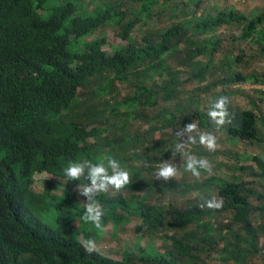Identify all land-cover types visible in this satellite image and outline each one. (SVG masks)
Returning a JSON list of instances; mask_svg holds the SVG:
<instances>
[{"label": "trees", "instance_id": "obj_1", "mask_svg": "<svg viewBox=\"0 0 264 264\" xmlns=\"http://www.w3.org/2000/svg\"><path fill=\"white\" fill-rule=\"evenodd\" d=\"M131 1L140 3L139 13L132 18L120 2L89 12L76 0H0V264H136L85 252L81 241L101 232L81 219L84 210L76 206L71 188L60 184L43 187L40 192L33 189L40 174H61L69 160L95 162L98 156L110 154L130 172L131 182L125 188L109 189L112 195L97 197L105 209L104 227L120 226L137 216L140 228L156 232L166 225L167 217L175 219L176 226L186 227L207 215L226 213L232 223H242L249 231V218L264 216V192L243 183L220 188L217 196L223 203L215 210L190 207L169 212L164 205H150L140 198L139 192L149 190L152 184L145 177L155 162L150 154L135 152L138 146L144 148L147 137L138 133L134 138L122 137L128 125L145 119L146 107H155L159 99L163 109L156 117H163L167 127L186 125L194 119L206 126L210 117L208 111L196 109L195 118H176L181 112L176 111L178 106L171 111L170 106L180 100L179 87L166 83L153 91L139 81L147 66L167 61L187 30L182 24L170 25L156 32L155 39L144 36L138 44L132 31L144 21L142 13L149 12L159 0ZM263 23L264 10L250 17L229 10L202 16L192 29L209 33L222 25L237 24L242 27V38H248ZM104 25H117L118 35L127 42L116 47L111 56L103 49L104 36L87 40ZM186 43L194 45L189 40ZM215 45L206 38L195 50L205 53L209 47L211 53ZM195 70L188 81L203 82L204 66ZM244 79L236 73L198 90ZM125 84L133 87V96L120 97L118 85ZM222 95L225 92L218 96ZM219 129L229 138L259 140L256 117L250 110L236 113L234 120ZM168 154L164 151L158 164ZM258 166L264 173L263 164ZM249 198L260 206L250 205ZM235 240L251 253L257 249L253 240L241 242L238 236ZM168 242L169 250L163 255L152 248L136 262L175 264L193 259L198 252L190 240Z\"/></svg>", "mask_w": 264, "mask_h": 264}, {"label": "rangeland", "instance_id": "obj_2", "mask_svg": "<svg viewBox=\"0 0 264 264\" xmlns=\"http://www.w3.org/2000/svg\"><path fill=\"white\" fill-rule=\"evenodd\" d=\"M85 5L89 12L97 9L103 11L107 5L120 2L129 18L135 17L140 11V3L131 0H76ZM234 10L246 16L258 15L264 10V0H159V4L153 6L149 12L142 13L143 22L138 24L132 31V39L138 44L143 41V37L155 39V33L165 30L170 25L182 24L187 30L186 36L174 48V52L169 56L164 64L155 61L142 70L139 81L144 82L151 90L173 84L179 87V102L168 107L171 111L178 106L180 114L176 118H195V110L206 113L218 95L225 92L231 103L229 104L230 120H234V115L242 110H250L256 117V129L259 140L244 141L229 138L223 129H217L215 123L210 119L208 125L199 123V119L193 121L200 130L212 132L217 138L216 148L209 151L199 143L190 146L188 154L197 158L205 157L211 164V171L201 170L199 179L190 172L184 170L182 166V156L177 154L172 160V150L180 140L176 136V131L185 126L179 123L175 127H167L163 117H156L163 109L161 99L155 107H146L145 119L132 121L128 129L123 131L122 137L134 138L136 134L147 137L144 148L138 146L136 154H150L153 170L147 174L146 180H151L149 190L139 192L140 198L150 205H164L169 212L187 210L190 207L201 208V197L214 195L218 200V191L229 183H243L246 187L257 192H264V179L262 178L258 163L264 166V23L259 26L248 38H242V27L233 25H222L215 31L209 33H197L192 26L202 16L217 15L223 11ZM41 13H44L41 10ZM80 11L76 12L78 15ZM120 28L117 25H104L87 37V40L101 38L104 36L105 44L103 49L106 54H114L116 47L126 45V40L118 35ZM210 38L216 43L215 50L197 53L195 46L204 39ZM194 42L188 46L186 41ZM204 66V81H188L196 72L195 68ZM206 72V73H205ZM240 73L244 81L232 84L217 85L208 91L198 90L202 86H207L215 81L232 77ZM138 84L137 82H134ZM120 97L126 95L133 96V87L125 84L118 85ZM80 92V91H79ZM224 95V96H225ZM151 101L154 102L155 97ZM197 99L199 102H197ZM150 101V102H151ZM228 125L225 123L224 126ZM151 133L149 134V132ZM183 139H186L184 137ZM93 141V139H91ZM183 142V141H181ZM169 153L165 160H172L179 167V175L167 182L156 180L154 177L155 166L158 165L160 155L166 151ZM219 163L220 165L216 167ZM62 173L50 175L40 174L38 180L33 185L36 192H40L43 187L51 188L53 185H64L74 191L76 206L85 209L86 198L81 197L75 191L76 181L67 180ZM226 166V167H225ZM236 166L237 169H229ZM62 190V189H60ZM57 193H59L57 191ZM102 195L111 194L109 190ZM145 196V197H144ZM250 205L260 206L254 198H249ZM177 221L167 217L166 225L160 227L156 232H146L139 227L137 216L130 217L129 222L120 226L109 224L100 234L94 235L91 239L96 241V251L106 257L137 263L136 259L142 253L154 249L156 254L163 255L169 250V242L191 241V246L197 249L193 254V259L175 264H264V216H254L249 218L250 230L242 223L234 224L230 215L219 213L207 215L200 222H196L186 227L175 225ZM244 239L253 240L257 246L254 253L248 249L244 243L239 244ZM244 237V239H243ZM168 261V258L165 257Z\"/></svg>", "mask_w": 264, "mask_h": 264}, {"label": "clouds", "instance_id": "obj_3", "mask_svg": "<svg viewBox=\"0 0 264 264\" xmlns=\"http://www.w3.org/2000/svg\"><path fill=\"white\" fill-rule=\"evenodd\" d=\"M230 103V98L224 95L211 102L207 114L215 123L217 129L225 123L231 122L228 107ZM176 136L180 142L175 144L172 150V160H175L177 154H180L183 158L182 166L184 170L190 172L197 179L201 176V170L211 171V164L207 158H197L188 154V150L190 146L199 143L209 151H214L217 141L214 133L200 130L197 124L192 121L176 131ZM184 137L186 139H183ZM172 160H163L155 166L154 177L156 180L167 182L178 177L180 166L178 167ZM63 174L68 181H81L75 188L79 196L86 198L81 219L85 223L92 224L98 232H103L106 227L103 224L105 209L97 202V197L101 193H107L109 189L120 191L125 188L131 182L130 172L114 156L103 154L98 156L95 162L89 159L69 160L63 168ZM201 201L200 206L202 208L207 207L213 210L221 208L223 203L222 199L218 200L211 194L208 197L202 196ZM81 245L86 253L97 252L94 239H84L81 241Z\"/></svg>", "mask_w": 264, "mask_h": 264}]
</instances>
